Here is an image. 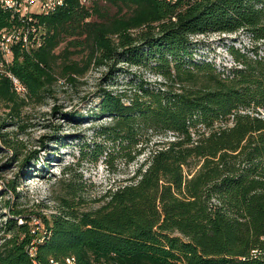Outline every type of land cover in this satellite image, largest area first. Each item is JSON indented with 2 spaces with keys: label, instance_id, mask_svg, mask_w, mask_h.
Masks as SVG:
<instances>
[{
  "label": "trees",
  "instance_id": "16d2710c",
  "mask_svg": "<svg viewBox=\"0 0 264 264\" xmlns=\"http://www.w3.org/2000/svg\"><path fill=\"white\" fill-rule=\"evenodd\" d=\"M38 24L42 45L31 53L14 46L11 63L0 67L7 116H19L28 98L43 99L58 61L71 83L91 65L105 67L106 87L90 117L109 119L96 137L110 147L85 145L78 159L132 163L148 155L96 207L70 178L58 180L54 212L9 205L0 222L1 264H32L26 247L34 239L40 264L70 256L76 264H264V0H64ZM9 25L0 6V30ZM208 33L248 43L231 40L232 64L218 66L195 58L192 38ZM120 64L160 80L131 75L108 89ZM6 71L27 97L12 90Z\"/></svg>",
  "mask_w": 264,
  "mask_h": 264
},
{
  "label": "rangeland",
  "instance_id": "374dc122",
  "mask_svg": "<svg viewBox=\"0 0 264 264\" xmlns=\"http://www.w3.org/2000/svg\"><path fill=\"white\" fill-rule=\"evenodd\" d=\"M110 12L113 15L116 8H111ZM237 37L241 42L248 43L245 37L222 33L193 37L196 42L195 58L212 60L218 66H230L232 60L225 46ZM74 59L79 61L80 57ZM59 63L54 70L57 80L48 87L43 99L36 101L28 98L19 116L8 117V108L0 102V222L6 219L9 205L26 213L36 211L49 214L56 211L58 203L54 199V192L58 189V180L63 178L80 183L83 198L89 206L96 207L101 195L108 188L128 182L148 155L147 152L143 153L132 163L110 158L111 164H107L104 155L97 162L78 159L80 148L85 145L90 146L91 150L96 145L110 147L96 137L98 127L105 125L109 119L105 116L97 119L90 117L99 101L98 89L106 87L107 70L91 65L84 75L71 83L59 73ZM119 67L122 72L109 82L108 89L126 83L131 75L150 82L160 80L144 69L125 64ZM55 107L56 112L53 111ZM76 115L77 118L72 119ZM2 139L16 144L17 148L7 150ZM171 139L169 136L155 137L153 142ZM68 167L71 171L64 175ZM8 182L16 187V195L7 190Z\"/></svg>",
  "mask_w": 264,
  "mask_h": 264
},
{
  "label": "built area",
  "instance_id": "2783aa9c",
  "mask_svg": "<svg viewBox=\"0 0 264 264\" xmlns=\"http://www.w3.org/2000/svg\"><path fill=\"white\" fill-rule=\"evenodd\" d=\"M63 5L64 0H0L1 9L8 13L10 20V25L0 30V67L11 63L14 46L27 53L38 49L44 41L43 28L38 24L39 16L49 15ZM6 76L11 81L12 90L20 97H27V87L21 80L11 72L6 71ZM34 224L38 225L39 222L35 221ZM38 229L39 227L36 228ZM35 243L36 240H32L26 247V252L32 264H40L36 259ZM259 254V250H253L251 253L252 256ZM48 264H76V259L72 256L62 261L50 259Z\"/></svg>",
  "mask_w": 264,
  "mask_h": 264
}]
</instances>
